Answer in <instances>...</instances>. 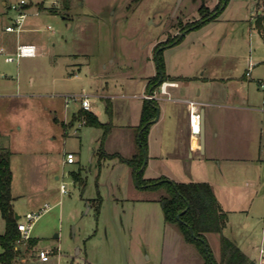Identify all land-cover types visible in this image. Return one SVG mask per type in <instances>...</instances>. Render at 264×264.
<instances>
[{"label": "rangeland", "instance_id": "obj_1", "mask_svg": "<svg viewBox=\"0 0 264 264\" xmlns=\"http://www.w3.org/2000/svg\"><path fill=\"white\" fill-rule=\"evenodd\" d=\"M58 1L56 6L33 5L23 31L7 32L15 13L0 0V49L15 52L9 51L8 43L40 47L37 56L15 62L6 61L0 52V151L11 152L13 209L18 222L29 212H42L32 230L35 244L24 245L16 263L205 264L180 227L165 220L160 200L168 196L166 188L138 187L127 163L119 156L101 158L100 153L103 147L108 154L131 158L139 151L137 125L146 90L140 75L156 72L153 52L159 44L200 20L202 4L214 9L220 0H182L178 8V0H71L69 10ZM255 4L256 0H230L221 20L193 29L198 32L168 53L186 51L193 54L188 61L192 67L203 62L233 68L235 74L247 66L244 54H252L261 65L258 72L264 74V38L255 32L250 36ZM158 39L164 41L154 45ZM174 63L183 61L174 58ZM102 87L114 95L110 102L98 95ZM80 94L89 95L102 122H112L103 145V128L80 126L84 115L73 119L82 111L81 101L74 97ZM67 152L75 153L74 164L63 162ZM147 162L145 179L177 167L183 174L179 163L156 162L152 149ZM235 165L238 175L229 173L226 178L230 183L238 177L234 190L242 195L229 199L237 212L223 234L256 254L264 243V163ZM62 183L66 192L61 191ZM245 221L250 222L248 228ZM5 230L0 212V234ZM206 237L219 261L221 235L209 232ZM40 249L52 254L42 260Z\"/></svg>", "mask_w": 264, "mask_h": 264}, {"label": "crops", "instance_id": "obj_2", "mask_svg": "<svg viewBox=\"0 0 264 264\" xmlns=\"http://www.w3.org/2000/svg\"><path fill=\"white\" fill-rule=\"evenodd\" d=\"M2 4L6 7L9 6L7 0H2ZM209 8L213 9V7ZM218 20H221L220 16L204 24L199 30ZM196 32L198 30L185 33L181 42L165 48L163 57L165 74L170 77L169 81H176L179 85L168 87L170 97L159 89L157 90L158 96L154 100L159 106V117L151 125L148 149L149 151L152 149V157L158 163L181 164L183 174H179L177 167L172 170L173 172L162 175L177 182L200 181L210 183L222 208L228 212L227 227L230 216L237 212L229 206V199L239 198L242 195L241 191L234 190L238 186V177L233 178L232 182L228 183L227 174L238 175L237 169H234L233 172L237 163H242L245 166H249L250 163H264V110L261 108L264 93L257 85V79L264 77V74L258 72L261 65L255 64L252 54L249 57L244 54L247 66H245L244 72L235 74L234 71L237 70L233 68L224 69L213 65L207 66V63L203 62L192 67V65H188V61L193 54L186 51L176 52L175 56L173 53H168L181 46L186 38ZM250 40L252 41L251 38ZM160 41L164 40L158 39L154 45ZM16 45L8 43L9 51L16 50ZM217 50L218 53H221V48H217ZM218 53L216 52L215 55ZM153 55L155 56L154 52ZM237 55L239 56V53ZM230 56L232 54H229ZM174 58L180 62L183 61V64H175ZM251 60L254 62V67L251 75L248 76L246 73ZM157 66L156 72L150 75H140L146 89L141 96L144 101V95L149 93V80L160 72ZM74 72L75 69L73 68L69 74ZM130 77L134 78L135 76L131 75ZM105 91V88L102 87L97 93L107 102H110L114 95H109ZM17 96L23 97L22 95ZM187 99L198 100L202 103L203 146L200 140L201 134L197 137L191 133ZM91 112L100 119V114L95 111L93 106ZM63 162L67 163L65 158H63ZM222 199L226 202L224 203ZM244 226L248 228L250 222L245 221ZM234 241L243 252L254 259V253L248 252L243 245H240L236 240Z\"/></svg>", "mask_w": 264, "mask_h": 264}, {"label": "trees", "instance_id": "obj_3", "mask_svg": "<svg viewBox=\"0 0 264 264\" xmlns=\"http://www.w3.org/2000/svg\"><path fill=\"white\" fill-rule=\"evenodd\" d=\"M230 0H220L217 6L210 10L206 5L199 8L202 18L194 21L182 29V32H189L199 28L204 24L216 19L226 8ZM65 10L71 8V0H63ZM183 35L178 34L174 38H169L158 45L155 51L159 74L151 78L148 82L149 92H153L164 81L168 80L164 69L163 50L181 42ZM158 103L154 99H145L141 112V119L138 125L139 135L137 138L139 151L131 158H126L119 153L108 154L101 147L100 157L119 156L121 161L127 163L132 169L134 181L138 187L145 188H166L168 196L161 198V205L164 211L165 220L170 223H176L186 241L194 243L205 258V264H256V261L247 255L239 245L231 238L223 234L228 221V212L224 210L219 203L213 186L208 182L191 181L177 182L163 175L156 179H145L143 177L147 166L146 158L148 154V136L152 120L157 115ZM109 110H111L108 104ZM85 116L86 124L101 127L104 129L102 145L104 139L112 129V122L104 123L99 117L91 111H80L74 115V120H79ZM1 137V134H0ZM76 180L84 182L80 175H76ZM13 171L11 167V152L9 150L0 151V212L6 222V230L0 234V246L3 251L0 254L2 264H17L16 259L21 254L22 247L32 248L35 241L31 238L28 242L19 243L21 237L18 230V219L13 209L12 195ZM99 210V208H98ZM180 218L178 219V215ZM209 232L219 233L220 240V260L218 261L212 252L208 243L206 234Z\"/></svg>", "mask_w": 264, "mask_h": 264}, {"label": "built area", "instance_id": "obj_4", "mask_svg": "<svg viewBox=\"0 0 264 264\" xmlns=\"http://www.w3.org/2000/svg\"><path fill=\"white\" fill-rule=\"evenodd\" d=\"M49 2L50 6L58 5V0H15L9 3V9L13 10L15 15L11 18V23L5 27V30L8 32H21L25 27V22L29 16V10L33 5L37 3ZM37 11H39L37 9ZM250 23H251V34L256 33L257 36L264 38V0H256V4L254 5L251 15H250ZM50 28V26H49ZM0 52L5 55V60L8 62L19 61L23 57H35L39 53V47L34 43H20L17 45L15 52L13 53H5V49L1 48ZM254 67V62L251 60L249 64V68L247 71V75H251L252 69ZM178 82L176 81H164L157 89L153 92L146 93L144 95L145 99H155L157 98V90L159 89L162 93L169 95L168 87L170 86H178ZM257 85L259 89L264 93V77L257 79ZM75 99L81 101V106L84 111H91L92 104L87 94H80L78 96H74ZM170 97V95H169ZM69 100L66 99V104H68ZM187 106L189 112V121H190V130L192 135L199 137L202 131V103L198 100L187 99ZM261 108L264 110V99ZM86 118H82L79 122V125H85ZM76 161V155L74 152H67L65 156V162L74 163ZM61 191L66 192L67 187L65 183L61 184ZM48 207H44V211L48 210ZM40 212H29L25 215L24 221L18 222V230L20 231L21 237L19 239V243L28 242L32 238V230L36 223V221L41 216ZM52 251L49 249H40L38 252V257L42 260H46L49 258ZM254 260L256 264H264V243L258 248L257 253L254 256Z\"/></svg>", "mask_w": 264, "mask_h": 264}, {"label": "water", "instance_id": "obj_5", "mask_svg": "<svg viewBox=\"0 0 264 264\" xmlns=\"http://www.w3.org/2000/svg\"><path fill=\"white\" fill-rule=\"evenodd\" d=\"M181 2H182V0H178V1H177V7H176V8L179 7V5H180ZM184 34H185V32L182 33V35H184ZM156 109H157V115H156V117L151 121L152 123L155 122V121H157V119H158V117H159V106H156ZM202 118H203V116H202ZM202 121H203V119H202ZM200 140H201V145L203 146V145H204L203 124H202V131H201V137H200ZM146 162H147V158H146ZM177 217H178V219H179V218H180V214H179ZM16 218L19 219L20 216L16 214Z\"/></svg>", "mask_w": 264, "mask_h": 264}]
</instances>
